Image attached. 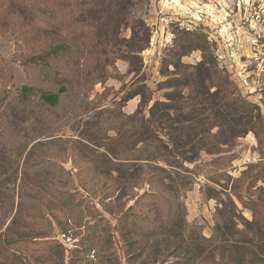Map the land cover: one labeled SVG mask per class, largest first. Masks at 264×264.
<instances>
[{
    "label": "trees",
    "instance_id": "1",
    "mask_svg": "<svg viewBox=\"0 0 264 264\" xmlns=\"http://www.w3.org/2000/svg\"><path fill=\"white\" fill-rule=\"evenodd\" d=\"M32 1L39 0H25L24 8ZM45 1L56 13L52 25L43 30L49 43L29 59L31 66L47 72L44 87L27 84L11 102L0 104V264H9L11 259L14 264H63L65 258L67 264H118L115 233L128 261L132 251L137 253L134 260H141L145 253L160 255L172 250L174 261L160 264H264V202L238 198L252 215L249 222L231 198L222 200L214 195L210 199L219 207L210 238L202 235L201 227L186 222L181 198L194 185V174L184 164H194L201 153L218 156L247 135L259 143L264 134L257 105L236 96L226 81L211 91L216 63L202 36L187 34V43L182 46V56L202 51L201 62L190 68L191 73L177 74L179 78L164 82V89H170L164 96L166 102H155L148 119L137 120L150 101L144 99V91L122 100L127 103L141 98L131 116L120 109L90 108L93 86L106 82L108 69L116 61L128 64V74L140 68L139 54L149 46L150 31L143 21L133 19L135 0ZM34 19L31 16L27 21ZM61 28L68 30V36L60 35ZM124 29L130 31L128 39L121 36ZM52 63L62 67L52 70ZM161 75H165L163 69ZM83 117L76 130L79 141L88 146L89 155L82 150L83 156L96 175L115 174L116 183L115 187L88 186L81 180V190L93 195L98 188L103 197L111 190L126 194L134 164H152L144 179L149 192L137 196L127 209L117 206L120 217L115 227L75 190L70 171L47 153L54 144L62 143L56 137L60 129L73 130L76 120ZM118 120L121 123L117 126ZM153 121L161 126L166 141L148 125ZM108 131L114 136H107ZM156 186L161 190H154ZM100 204L107 211L106 204ZM52 224L64 237L71 230L78 232L74 250L56 240ZM39 248L45 249L44 260L31 254Z\"/></svg>",
    "mask_w": 264,
    "mask_h": 264
},
{
    "label": "rangeland",
    "instance_id": "2",
    "mask_svg": "<svg viewBox=\"0 0 264 264\" xmlns=\"http://www.w3.org/2000/svg\"><path fill=\"white\" fill-rule=\"evenodd\" d=\"M15 1L0 0V104L4 105L11 102L27 84L40 83L39 86L44 87L47 72L41 67L31 66L29 59L46 48L49 41L44 37L43 30L52 25L53 16L56 14L45 0L29 2L30 7L27 9L24 8L25 0L15 5L9 4ZM135 4L133 19L143 21L150 31L149 46L139 54L142 61L140 68L136 73L128 74V64L116 61L114 67L108 69L107 74L110 77L106 82L93 86L90 92V108L120 109L121 113L131 116L137 111L141 98L137 96L127 103L122 100L129 94L144 91V99L150 98V101L142 107L137 120L146 121L149 108L155 102H166L164 96L170 89H164L163 83L179 78L177 74L191 73L190 68L201 62L200 50L190 51L182 56V46L187 43V34H196L202 36L208 53L215 58L217 73L213 75L211 84L214 87L211 91H214L218 83L228 82V87L236 96L259 107L264 121V0H135ZM31 16L35 19L28 22ZM54 25L57 32L55 21ZM59 33L63 37L69 34L63 28ZM121 36L128 39L130 31L122 30ZM34 37L37 40L32 43L30 38ZM119 62L127 65L125 72L117 67V64L120 66ZM174 65L177 67H173ZM61 67L58 63H52V70ZM162 69L165 72L163 76ZM84 120L85 117L76 120L73 130L69 127L60 129L56 137L61 138L62 143L54 144L47 153L58 158L55 159L57 165L70 171L75 190L95 206L111 227H115L117 218L120 217L117 206L121 208L122 205L127 209L134 205L137 196L149 192L150 187L144 179L146 174L151 173L152 164H134L128 175L132 179L126 194L122 190L116 193L111 190L108 196L103 197L104 194L98 193V188L93 191V195L84 192L80 189L81 180L88 186L99 183L115 187L116 183L113 182L115 174H111L112 177L96 175L92 164L83 156L82 150H86L89 155L88 146L79 141V131L76 130L79 122ZM120 123V120L116 121L117 126ZM148 125L166 141L161 126L154 121ZM105 134L114 136L112 131ZM251 138L252 135L239 138L218 156L201 153L194 164H184L194 174V185L181 198L186 207V222L201 227L205 238H210L212 234L215 211L219 207L216 200L210 199L214 195L218 194L217 198L222 200L231 198L238 213L249 222L252 215L250 211L243 209L238 198L247 202H264V134L259 138V143L252 142ZM157 166L164 167L162 163ZM154 190L160 191L161 188L156 186ZM166 196L170 198L169 195ZM117 197L119 200L116 202ZM100 202L106 204L107 211ZM52 227L56 240L67 250H74L77 242V236L74 235L78 232L71 230L64 237L58 234L54 224ZM33 228L36 230L39 226ZM113 245L118 264H141L142 261L146 264H160L161 261L170 263L175 259L172 250H168L162 251L160 255L150 253L148 256L145 253L143 260H134L133 255L137 253L132 251L129 252L132 260L128 261L116 233ZM31 254L41 260L46 258L45 249L39 248ZM92 255L89 259L93 258ZM67 261L65 258L63 264H67ZM9 264H14L12 259Z\"/></svg>",
    "mask_w": 264,
    "mask_h": 264
},
{
    "label": "crops",
    "instance_id": "3",
    "mask_svg": "<svg viewBox=\"0 0 264 264\" xmlns=\"http://www.w3.org/2000/svg\"><path fill=\"white\" fill-rule=\"evenodd\" d=\"M119 63H120V66L117 64V67H119V69H124L123 72H125L126 69H127V65L124 64L123 62H119ZM123 72H122V73H123Z\"/></svg>",
    "mask_w": 264,
    "mask_h": 264
},
{
    "label": "built area",
    "instance_id": "4",
    "mask_svg": "<svg viewBox=\"0 0 264 264\" xmlns=\"http://www.w3.org/2000/svg\"><path fill=\"white\" fill-rule=\"evenodd\" d=\"M251 141L255 143L254 138H251Z\"/></svg>",
    "mask_w": 264,
    "mask_h": 264
}]
</instances>
